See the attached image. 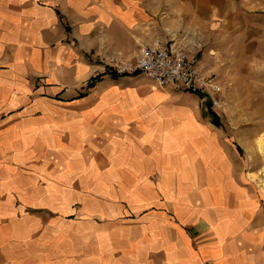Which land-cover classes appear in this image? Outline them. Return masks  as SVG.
<instances>
[{
  "label": "crops",
  "instance_id": "crops-1",
  "mask_svg": "<svg viewBox=\"0 0 264 264\" xmlns=\"http://www.w3.org/2000/svg\"><path fill=\"white\" fill-rule=\"evenodd\" d=\"M257 2L0 0V264H264V192L207 102L108 69L175 40L253 102Z\"/></svg>",
  "mask_w": 264,
  "mask_h": 264
},
{
  "label": "built area",
  "instance_id": "built-area-1",
  "mask_svg": "<svg viewBox=\"0 0 264 264\" xmlns=\"http://www.w3.org/2000/svg\"><path fill=\"white\" fill-rule=\"evenodd\" d=\"M108 64L118 75L144 73L161 87L199 94L216 113L222 106L223 87L217 77L205 74L199 58L175 41L155 39L142 45L135 58H111Z\"/></svg>",
  "mask_w": 264,
  "mask_h": 264
},
{
  "label": "rangeland",
  "instance_id": "rangeland-1",
  "mask_svg": "<svg viewBox=\"0 0 264 264\" xmlns=\"http://www.w3.org/2000/svg\"><path fill=\"white\" fill-rule=\"evenodd\" d=\"M145 1L148 11L156 2V0ZM257 1L259 8H262L261 4L264 3V0ZM152 37L153 36L150 35V33H146V38L144 40L147 41ZM141 48L142 45L139 46V52ZM195 55L198 58L200 57L198 54ZM136 56H138V54ZM136 56L132 58H135ZM108 69L110 73L113 72L112 69ZM215 76L217 77V75ZM217 79L222 85L221 80L218 77ZM256 80L257 83L252 88L248 89V91L251 90L254 100L253 102H237L234 100V96L230 98L231 95L228 96L223 88L221 95L222 106L219 108L217 114L220 117L221 128L225 130L227 137H229V141L233 143L234 148H236L235 152L243 163L244 171L246 173L262 172L260 175L262 178L264 172V158L261 157V155H258L257 139L261 137V135H264V81H260L258 78H256ZM260 83L263 86H260ZM243 91L245 90L243 89ZM203 101L207 102L204 98ZM247 114H253L255 117L251 118L245 116ZM234 128L241 129L243 133L238 135L231 134ZM250 128L254 129L256 134H251Z\"/></svg>",
  "mask_w": 264,
  "mask_h": 264
},
{
  "label": "bare ground",
  "instance_id": "bare-ground-1",
  "mask_svg": "<svg viewBox=\"0 0 264 264\" xmlns=\"http://www.w3.org/2000/svg\"><path fill=\"white\" fill-rule=\"evenodd\" d=\"M198 127H200V125L197 126V124L195 122L191 121V120H187L181 126H179V128L176 131V133L178 135H176L174 137V139L176 140V147L177 148H181L182 146L187 144L186 139H188L190 137L192 138L193 136H195L196 132L199 131ZM165 143H166V140H165ZM257 147H258V155H261V157L264 158V135H261V137H259L257 139ZM196 157H197L196 154H192L191 153L189 155V158L192 159V160H195ZM209 157H210V154H209V156L204 155L203 159L208 163ZM213 164H215V162H213ZM68 168H69L70 171L72 170L71 166L68 167ZM69 170H67V171H69ZM261 173L262 172H260V173L259 172H248L246 174V176L248 178L254 180V181H257L258 185L261 188V190L264 192V172H263V177L262 178L260 176Z\"/></svg>",
  "mask_w": 264,
  "mask_h": 264
},
{
  "label": "trees",
  "instance_id": "trees-1",
  "mask_svg": "<svg viewBox=\"0 0 264 264\" xmlns=\"http://www.w3.org/2000/svg\"><path fill=\"white\" fill-rule=\"evenodd\" d=\"M112 76L113 77H118L119 75L116 73V72H111ZM103 76V73L101 74H98L97 76L93 77L91 79V81L88 83V88H92L95 86V84L102 78ZM207 104L209 106V109L211 111V115H212V122L217 125V126H221V123H220V117L219 115L214 111L212 110V106H211V102H208L207 101Z\"/></svg>",
  "mask_w": 264,
  "mask_h": 264
}]
</instances>
